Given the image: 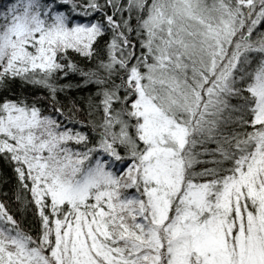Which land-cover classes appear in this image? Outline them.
I'll return each mask as SVG.
<instances>
[{"label": "snow or ice", "instance_id": "1", "mask_svg": "<svg viewBox=\"0 0 264 264\" xmlns=\"http://www.w3.org/2000/svg\"><path fill=\"white\" fill-rule=\"evenodd\" d=\"M0 264H264V0H0Z\"/></svg>", "mask_w": 264, "mask_h": 264}, {"label": "trees", "instance_id": "2", "mask_svg": "<svg viewBox=\"0 0 264 264\" xmlns=\"http://www.w3.org/2000/svg\"><path fill=\"white\" fill-rule=\"evenodd\" d=\"M0 172H3V166L0 165Z\"/></svg>", "mask_w": 264, "mask_h": 264}]
</instances>
